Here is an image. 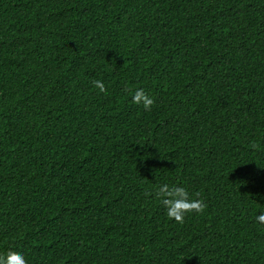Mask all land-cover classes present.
Instances as JSON below:
<instances>
[{"label":"trees","instance_id":"obj_1","mask_svg":"<svg viewBox=\"0 0 264 264\" xmlns=\"http://www.w3.org/2000/svg\"><path fill=\"white\" fill-rule=\"evenodd\" d=\"M261 212L264 0H0V255L264 264Z\"/></svg>","mask_w":264,"mask_h":264},{"label":"clouds","instance_id":"obj_2","mask_svg":"<svg viewBox=\"0 0 264 264\" xmlns=\"http://www.w3.org/2000/svg\"><path fill=\"white\" fill-rule=\"evenodd\" d=\"M93 86L101 93H107L105 84L101 80H93ZM132 101L135 104H142L147 111L151 110L154 104V99L150 97L142 88L135 90L132 96ZM145 195H152L151 192H145ZM155 197L165 207L167 217L177 223L183 224L186 213L196 212L201 213L206 208L199 193H196L197 198H190L189 193L184 187H179L169 184L158 185L154 192ZM256 221L264 224V212L256 216ZM0 264H27L24 256L15 251H9L6 255H0Z\"/></svg>","mask_w":264,"mask_h":264}]
</instances>
